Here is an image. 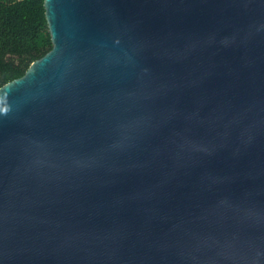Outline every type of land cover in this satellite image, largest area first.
<instances>
[{"label": "water", "instance_id": "95a60500", "mask_svg": "<svg viewBox=\"0 0 264 264\" xmlns=\"http://www.w3.org/2000/svg\"><path fill=\"white\" fill-rule=\"evenodd\" d=\"M44 7L0 88V264H264V0Z\"/></svg>", "mask_w": 264, "mask_h": 264}, {"label": "trees", "instance_id": "16d2710c", "mask_svg": "<svg viewBox=\"0 0 264 264\" xmlns=\"http://www.w3.org/2000/svg\"><path fill=\"white\" fill-rule=\"evenodd\" d=\"M52 48L44 0H0V88Z\"/></svg>", "mask_w": 264, "mask_h": 264}]
</instances>
